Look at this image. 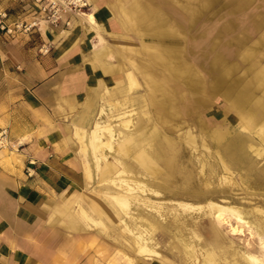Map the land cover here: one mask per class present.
<instances>
[{
  "label": "rangeland",
  "instance_id": "rangeland-1",
  "mask_svg": "<svg viewBox=\"0 0 264 264\" xmlns=\"http://www.w3.org/2000/svg\"><path fill=\"white\" fill-rule=\"evenodd\" d=\"M133 7L163 34L140 42L147 77L131 67L77 133L91 181L60 211L80 226L67 264H264V0ZM151 73L169 83L152 92Z\"/></svg>",
  "mask_w": 264,
  "mask_h": 264
},
{
  "label": "crops",
  "instance_id": "crops-1",
  "mask_svg": "<svg viewBox=\"0 0 264 264\" xmlns=\"http://www.w3.org/2000/svg\"><path fill=\"white\" fill-rule=\"evenodd\" d=\"M89 1L87 14L65 15L69 26L0 29V130L15 145L0 148V264H67L63 244L80 226L60 211L91 181L77 133L93 122L101 95H120L127 73L135 80L131 67L151 72L139 62L140 42L150 29L162 35L160 26L140 24L137 0ZM0 3L10 21L37 17L32 0Z\"/></svg>",
  "mask_w": 264,
  "mask_h": 264
},
{
  "label": "built area",
  "instance_id": "built-area-1",
  "mask_svg": "<svg viewBox=\"0 0 264 264\" xmlns=\"http://www.w3.org/2000/svg\"><path fill=\"white\" fill-rule=\"evenodd\" d=\"M36 11V18L31 22L23 20L10 21L9 13L0 6V29L15 33L19 30L28 31L35 26H39L41 21L55 26L64 24L69 26L71 18H66V14L85 15L91 9L89 0H32ZM13 141L9 138L7 128L0 130V148L14 147Z\"/></svg>",
  "mask_w": 264,
  "mask_h": 264
},
{
  "label": "bare ground",
  "instance_id": "bare-ground-1",
  "mask_svg": "<svg viewBox=\"0 0 264 264\" xmlns=\"http://www.w3.org/2000/svg\"><path fill=\"white\" fill-rule=\"evenodd\" d=\"M87 14V13H86ZM90 16H91V18H92V20L94 19V16L92 15V14H90ZM90 18V17H89ZM94 21V20H93ZM153 76V77H152ZM152 79H153V86H152V91L153 92H155V91H157V90H159V87H160V85H164V83H166L167 82V78H164V77H162V79H160L159 78V76H155L154 74H152ZM159 79H160V81H159ZM162 88V87H161ZM151 96V98H154L156 95H150ZM97 124V123H96ZM107 125V124H106ZM100 126V125H99ZM103 127V126H102ZM99 128V127H98ZM109 128V127H108ZM97 129V128H96ZM95 129V125H94V127H93V129H92V140L94 141V142H98L97 144H99V142H101V140H100V134L97 132V130ZM225 131H227V133L229 132L228 131V129H225ZM260 137V136H259ZM194 136H193V140H194ZM261 138V137H260ZM250 139H252V138H250ZM259 139V138H258ZM193 140H191V142H190V144L192 145L193 143H194V141ZM255 141V140H254ZM261 141L263 142V144H264V139L263 138H261ZM235 140L234 141H230L227 145H226V151H228V152H232L233 151V149H234V147H235ZM254 145V144H253ZM96 146H98V145H96ZM171 146V145H170ZM254 146H257V145H254ZM254 146H251V147H253L254 148V150L256 151V153L258 154V155H262L263 154V148L262 147H254ZM260 146H261V144H260ZM255 153V154H256ZM169 167H171V166H169ZM123 168V167H122ZM69 203V202H68ZM67 205V204H66ZM212 206H213V204H212ZM200 238V237H199ZM209 254V253H208ZM207 254V255H208ZM212 255V254H211ZM209 258H211V256L209 255L208 256ZM244 259L246 260L245 261V263L247 262V264H255V260H257L258 258L254 255V254H250V255H248V256H245L244 257ZM210 260V259H209ZM261 260V259H260ZM206 261H208V260H206ZM213 261H214V259H213ZM231 261V260H230ZM258 261V260H257ZM220 262V261H219ZM233 262V261H232ZM210 263H211V261H210ZM212 263H214V262H212ZM221 264H222V262H220ZM257 263V262H256ZM262 263V262H261ZM215 264V263H214ZM263 264V263H262Z\"/></svg>",
  "mask_w": 264,
  "mask_h": 264
}]
</instances>
